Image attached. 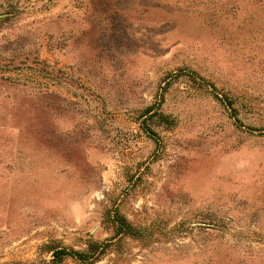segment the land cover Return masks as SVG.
Instances as JSON below:
<instances>
[{"label": "rangeland", "instance_id": "1", "mask_svg": "<svg viewBox=\"0 0 264 264\" xmlns=\"http://www.w3.org/2000/svg\"><path fill=\"white\" fill-rule=\"evenodd\" d=\"M89 241L264 264V0H0V264Z\"/></svg>", "mask_w": 264, "mask_h": 264}, {"label": "trees", "instance_id": "2", "mask_svg": "<svg viewBox=\"0 0 264 264\" xmlns=\"http://www.w3.org/2000/svg\"><path fill=\"white\" fill-rule=\"evenodd\" d=\"M106 222L114 230L115 243H119L124 237L142 238L144 232L141 228L134 226L127 217L118 209H112L107 213ZM114 245L111 241H89L84 250L68 249L57 245H45L46 252L51 253V258L43 261V264H62L66 258H72L76 262L89 264L97 261L108 249Z\"/></svg>", "mask_w": 264, "mask_h": 264}]
</instances>
